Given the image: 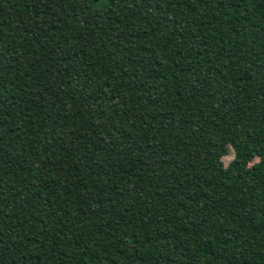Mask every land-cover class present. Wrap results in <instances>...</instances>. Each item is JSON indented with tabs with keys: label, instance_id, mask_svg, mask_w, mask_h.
<instances>
[{
	"label": "trees",
	"instance_id": "1",
	"mask_svg": "<svg viewBox=\"0 0 264 264\" xmlns=\"http://www.w3.org/2000/svg\"><path fill=\"white\" fill-rule=\"evenodd\" d=\"M0 264H264V0H0Z\"/></svg>",
	"mask_w": 264,
	"mask_h": 264
},
{
	"label": "rangeland",
	"instance_id": "2",
	"mask_svg": "<svg viewBox=\"0 0 264 264\" xmlns=\"http://www.w3.org/2000/svg\"><path fill=\"white\" fill-rule=\"evenodd\" d=\"M233 156H234V152H233V150L230 148L228 154L225 155V156L223 157L224 165H227L228 162H230V161L232 160ZM256 160H257V159H255L254 161H256Z\"/></svg>",
	"mask_w": 264,
	"mask_h": 264
}]
</instances>
